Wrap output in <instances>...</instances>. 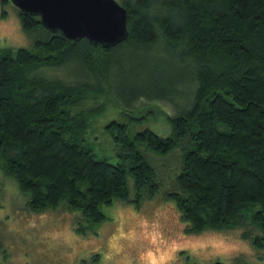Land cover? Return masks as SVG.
Here are the masks:
<instances>
[{"label":"trees","instance_id":"obj_1","mask_svg":"<svg viewBox=\"0 0 264 264\" xmlns=\"http://www.w3.org/2000/svg\"><path fill=\"white\" fill-rule=\"evenodd\" d=\"M121 4L128 35L107 47L85 37L67 42L59 31L45 28L37 15L15 7L31 44L0 47V169L29 194L33 211L65 203L94 224L105 218L103 204L127 198L128 173L135 201L157 191L156 170L138 146L156 154L181 146L176 184L166 197L175 201L187 223L185 231L239 227L242 238L263 247L264 0ZM161 55L181 74L170 81L153 75L154 84L148 88L127 85L126 91L134 99L145 96L172 103L177 96L186 97V107L166 116L170 134L144 128L129 137L125 124L112 119L105 128L121 161L96 157L81 137L87 111H92L83 107L89 93L95 98L110 91L114 71L122 70L124 58L136 68ZM70 63L90 81L66 82L34 73ZM247 223L258 233L246 230Z\"/></svg>","mask_w":264,"mask_h":264},{"label":"rangeland","instance_id":"obj_2","mask_svg":"<svg viewBox=\"0 0 264 264\" xmlns=\"http://www.w3.org/2000/svg\"><path fill=\"white\" fill-rule=\"evenodd\" d=\"M15 7L10 0H0V13L5 11L0 16V47L14 49L31 44L21 30ZM124 59L122 70L114 71L112 91L104 90L95 98H90L94 93H89L83 104L84 109L92 108V111H87L82 143L96 157L113 163L121 160L105 128L106 122L113 119L125 124L129 137L144 128L166 136L171 132L167 114L177 113L188 104L187 98L181 96L172 103L161 98L134 99L128 95L127 85L148 88L154 84L153 75H162L165 78L162 81H170L171 76L181 73L165 60V55L157 60L149 59L146 67L136 68H131V63ZM71 66V63L44 66L34 73L66 82L90 81L87 76L74 72ZM179 85L183 88V84ZM138 147L156 170L157 191L151 198L135 201L133 178L128 173L127 198H114L111 203L103 204L105 218L94 224L80 210L68 209L65 203L33 211L27 203L29 194L20 191L15 179L0 169L1 264H211L215 260L223 264H264V246L255 248L248 239L242 238L243 228L185 231L187 223L181 218L175 201L166 197V192L176 184L174 175L180 169L181 146L166 154L145 150L142 145ZM245 227L252 234L258 233L248 223Z\"/></svg>","mask_w":264,"mask_h":264},{"label":"water","instance_id":"obj_3","mask_svg":"<svg viewBox=\"0 0 264 264\" xmlns=\"http://www.w3.org/2000/svg\"><path fill=\"white\" fill-rule=\"evenodd\" d=\"M37 15L47 29L67 42L85 37L93 45L113 46L128 35L126 8L117 0H10Z\"/></svg>","mask_w":264,"mask_h":264}]
</instances>
